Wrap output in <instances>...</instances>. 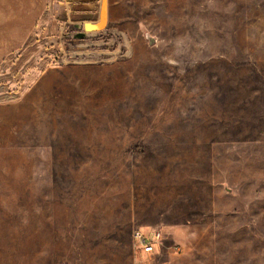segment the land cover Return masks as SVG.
Here are the masks:
<instances>
[{"label": "rangeland", "instance_id": "rangeland-1", "mask_svg": "<svg viewBox=\"0 0 264 264\" xmlns=\"http://www.w3.org/2000/svg\"><path fill=\"white\" fill-rule=\"evenodd\" d=\"M0 264H264V0H0Z\"/></svg>", "mask_w": 264, "mask_h": 264}, {"label": "built area", "instance_id": "built-area-1", "mask_svg": "<svg viewBox=\"0 0 264 264\" xmlns=\"http://www.w3.org/2000/svg\"><path fill=\"white\" fill-rule=\"evenodd\" d=\"M136 237V249L141 254L145 255H155L161 251L163 240V233L157 232L153 229L149 230L147 233L138 231L135 235Z\"/></svg>", "mask_w": 264, "mask_h": 264}, {"label": "crops", "instance_id": "crops-1", "mask_svg": "<svg viewBox=\"0 0 264 264\" xmlns=\"http://www.w3.org/2000/svg\"><path fill=\"white\" fill-rule=\"evenodd\" d=\"M65 1H67V5H84L88 3V0H65Z\"/></svg>", "mask_w": 264, "mask_h": 264}]
</instances>
